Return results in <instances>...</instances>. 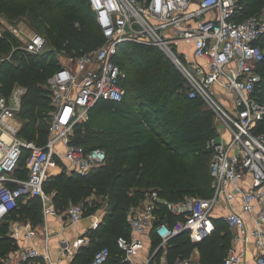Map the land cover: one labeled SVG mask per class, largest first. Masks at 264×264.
I'll use <instances>...</instances> for the list:
<instances>
[{
  "label": "built area",
  "instance_id": "obj_1",
  "mask_svg": "<svg viewBox=\"0 0 264 264\" xmlns=\"http://www.w3.org/2000/svg\"><path fill=\"white\" fill-rule=\"evenodd\" d=\"M105 43L87 54L61 61V67L48 79L46 88L53 101L50 138L45 146L18 138L20 127L12 122L22 111L28 90L14 85L11 93H2L0 82V225L18 206V201L39 197L43 203V233L32 223L11 224L10 236L16 241L32 242L41 234L46 244L53 235L49 218H64L73 227L85 217L83 203H71L61 212L53 204V195L44 190L56 166V145L68 141L74 128L85 121L99 102L119 103L126 94L121 82L124 73L116 62L118 46L134 42L157 47L172 61L185 81L189 99H201L213 112L217 137L206 142L211 151L210 171L213 196H187L177 202L161 198L156 189L146 191L143 200L128 213L130 237L118 239L124 264H197L193 258L177 255L173 262L168 249L173 239L187 235L194 246L203 243L215 230L213 213L224 202L227 213L223 220L235 232L222 264H249L246 247L254 243L256 264H264V132L257 127L264 119V103L257 97L262 82L259 72L264 53L258 45L264 37V7L243 21L237 19L243 7L237 0H200L191 9V0H89ZM214 13L213 17L207 15ZM12 39L21 38V29L11 28ZM0 31V39L12 43L11 53L0 59V70L14 54L41 55L47 39L32 34L15 47ZM193 44V60L179 51L183 44ZM7 135V141L3 137ZM30 150L29 176H11L22 157ZM76 150V149H75ZM73 150L72 152H78ZM70 156L81 176L105 164L107 155L100 148ZM14 183V187L9 184ZM162 210L166 213L163 214ZM88 230L74 239L60 237L59 258L39 251L36 246L19 250L5 264H61L63 257L73 256L90 244V231L104 220L97 213ZM64 228H66L64 226ZM156 241V242H155ZM237 243L245 245L241 249ZM111 251L99 248L88 264H104Z\"/></svg>",
  "mask_w": 264,
  "mask_h": 264
},
{
  "label": "trees",
  "instance_id": "obj_2",
  "mask_svg": "<svg viewBox=\"0 0 264 264\" xmlns=\"http://www.w3.org/2000/svg\"><path fill=\"white\" fill-rule=\"evenodd\" d=\"M238 3L243 7L239 21L258 14L264 7V0ZM0 12L13 17L28 12L35 29L45 33L48 45L64 49L68 56L87 54L106 40L89 0H0ZM12 41L15 43L16 39ZM258 45L264 53V37ZM0 46L9 51L6 55L0 52L1 59L11 53L12 43L0 39ZM14 55L0 70L2 93L8 96L16 84L27 88L19 114L24 125L18 135L45 146L54 107L44 86L61 62L53 48L37 56L19 52ZM14 57L18 58L17 63H13ZM116 62L127 74L121 82L126 92L124 99L119 103L99 102L90 110L88 124L81 122L76 126L77 134L72 140L86 153L95 148L104 150L105 164L81 176L76 166L57 160L64 172L44 184L45 192L53 195V204L61 212L71 203H83L85 216H90L102 205H108L103 222L89 233L91 244L81 250L79 264H88L104 246L111 251L104 264H124L118 239L130 237L128 213L143 200L146 192L140 189H156L161 198L170 202L187 196H213L211 151L206 149V142L218 135L213 112L203 107L206 104L201 99L188 98L184 78L158 48L125 42L118 46ZM259 72L262 82L257 97L264 103V60ZM256 130L264 132V119ZM30 155V150L23 149L14 171L16 176L28 177L26 161ZM27 220L33 226L43 222L39 197H31L27 203L20 199L17 208L0 225V264L15 258L20 250L19 243L8 235L11 224ZM215 222V231L198 246L200 264H222L231 246L227 224L222 219ZM192 250L187 235H180L170 244L169 260L173 262L177 255L187 258Z\"/></svg>",
  "mask_w": 264,
  "mask_h": 264
},
{
  "label": "crops",
  "instance_id": "obj_3",
  "mask_svg": "<svg viewBox=\"0 0 264 264\" xmlns=\"http://www.w3.org/2000/svg\"><path fill=\"white\" fill-rule=\"evenodd\" d=\"M199 1L200 0H191L190 8L191 9L196 8V6L198 5ZM213 16H214V13H210V14L207 15L208 18L213 17ZM179 51L184 52L185 55L187 56L188 60H193L194 59V57H193V51H194L193 44H191V43L183 44V45L179 46ZM44 87L46 88V85ZM19 114L17 115L16 120L14 122H12V124L13 125L15 124L14 125L15 127H20L19 128V132H20L22 127H23V125H24V121L21 119ZM75 128H74V130H75ZM74 130H73V133H74ZM19 132H18V134H19ZM73 133L70 136L71 137L70 141L61 140L56 145V154H57V156H56V166L54 168H52V170L50 171L52 176L60 175V174H62L64 172V166L61 165L60 163H58L57 160L64 161L67 164H69L70 166L72 165L74 167L73 163L69 159L70 156L74 155L75 157H81V154L79 152L86 153L82 147H78V146H75L74 144H72V142H73L72 140H73V136H74ZM3 138L5 140H7V141L10 139V137L7 136V135H5ZM18 138L21 139L19 137V135H18ZM49 138H50V131H49ZM21 140H23V139H21ZM23 141H25V140H23ZM48 141H49V139H48ZM73 150L78 151V152L73 153L72 152ZM29 161H30V157H28V159L26 161V169L28 170V176H29V171H30L29 167H28ZM11 176L15 177L17 179H23V178H20V177L16 176L14 174V172L11 173ZM9 185L11 187H14L15 184L14 183H10ZM28 200H26V201L24 200V203H27ZM107 208H108V205L106 203V204L102 205V207H100L96 212H94V214L97 213L98 215H100V217H102L104 219L105 215L107 214ZM227 211H228V209H227L226 204L224 202H221V204L215 209V211L213 213V220H214L215 227H216V222L215 221L218 220V219H222L223 220V217L226 215ZM17 222H15V223H17ZM19 222H21L23 224V226L31 224L30 220H27L26 222H22V221H19ZM92 222H93V217H91V215L90 216H85L84 219L80 223H78L77 225H75L73 227H70V226L67 225L66 219H64V218H62V219L61 218H54V217L53 218H49L48 219V225H49V230L51 232V235H53V238L51 239V241H49L48 244L45 243L44 238H43V236L41 234H39V236L37 238H35L32 242H30L28 240H24V239L21 240V241H16L14 238H12L11 236L10 237L12 239H14L17 243H19L20 250L23 249V248H26V247L36 246L39 249V251H41V252L42 251L45 252L46 250H48L51 253L52 257L57 259V258H59L57 245H58V240L60 239V237H64V238L69 239V240L70 239H74L75 237L80 235L83 231L88 230L90 228ZM64 226L66 228H64ZM12 227H11V229H12ZM33 227H37L39 229V231L43 230L42 223L40 225H38V226H33ZM228 229H229V227H228ZM229 231L231 233V245H232L233 242H234L233 238H234L235 232H233V230H231V229H229ZM40 232L43 233V231H40ZM90 244H91V241H90ZM90 244L80 248V250L73 256V260L72 261L69 258H66L64 256L62 258L63 261H62L61 264H79L78 261H77V258L79 256L81 250L86 249V247L90 246ZM237 245L241 249L245 250V245H243L242 243H237ZM198 246H194L193 245V250L191 251V253H193V258L196 261V263L200 264V251H199ZM246 250H247V256H248L247 257L248 258V263L249 264H256L257 263L256 262L257 250L255 248L254 243L253 242L250 243L246 247ZM15 258H13V259H15ZM13 259H9V260H13Z\"/></svg>",
  "mask_w": 264,
  "mask_h": 264
},
{
  "label": "rangeland",
  "instance_id": "obj_4",
  "mask_svg": "<svg viewBox=\"0 0 264 264\" xmlns=\"http://www.w3.org/2000/svg\"><path fill=\"white\" fill-rule=\"evenodd\" d=\"M81 2V1H80ZM27 13L28 12H26L25 14L24 13H22L21 15H19V16H9V15H7V14H4V13H1L0 12V31H9L8 32V34L7 35H5V37L7 38V39H11L12 40V38H13V36L11 35V28H19V29H21V32H22V34H21V37L23 38V39H26L28 36H30V35H32V34H41V35H43V36H45V33H42V32H40V31H37L36 29H35V27L33 26V24H32V22H31V20H30V17L27 15ZM7 33V32H6ZM46 37V36H45ZM15 38V37H14ZM16 39V42L14 43L13 42V44L15 45V47H17V46H20L21 45V41L23 40H21V38L19 39H17V38H15ZM47 45H48V43H47ZM53 46V45H52ZM57 47V46H56ZM55 46H53V47H51V45H50V43H49V45L46 47V50H48L49 48H53V53H55V55L57 56V58L59 59V60H62V62L66 59V58H69V57H71V56H68V54L64 51V49H62V48H56ZM153 47V46H152ZM154 48H157V47H154ZM160 50V49H159ZM161 52H162V54H164V52L162 51V50H160ZM0 52H1V54H3V55H6L9 51H7L6 50V46H0ZM156 53H159V52H157V51H155ZM16 55V54H15ZM14 55V56H15ZM165 55V54H164ZM165 58L170 62H168L169 63V65L170 64H172V66H174V69H176V67H175V65L172 63V61L168 58V56H166L165 55ZM11 60V59H10ZM13 63H17V61H18V58L16 57H14L13 59ZM177 70V69H176ZM180 73V72H179ZM124 76H126L127 77V74L126 75H124ZM203 107L205 108V109H207V110H210V111H212L207 105H203ZM95 113L96 112H93L92 114H93V116H95ZM106 117V119L107 118H109L108 116H107V114L105 115ZM89 117H90V115L88 114L87 115V117H86V119H85V121H83V123H87L88 124V120H89ZM215 119V118H214ZM79 128V127H78ZM139 128H141V126L140 127H138V128H135L134 130H138ZM77 128L74 130V133H73V135L75 136V134H77ZM74 136H73V138H74ZM143 137H139L138 139L140 140V139H142ZM217 139L218 140H221V136H218L217 137ZM71 140V137H69V139H68V141H70ZM151 189H153V188H150V189H146L147 191H150ZM146 190L145 189H140V191H143V192H146ZM132 194H133V192H131ZM166 200V199H165ZM168 201V200H167ZM171 202H174V201H171ZM175 202H177V201H175ZM131 209V208H130ZM10 233H11V226H10V228H9V232H8V235L10 236ZM19 254V251H17L16 252V254H15V257L17 256ZM11 256H12V254H11Z\"/></svg>",
  "mask_w": 264,
  "mask_h": 264
}]
</instances>
